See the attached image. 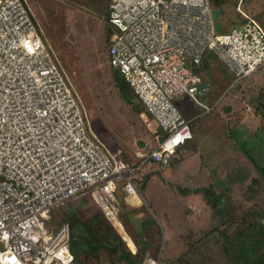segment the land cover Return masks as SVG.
<instances>
[{"label":"built area","instance_id":"1","mask_svg":"<svg viewBox=\"0 0 264 264\" xmlns=\"http://www.w3.org/2000/svg\"><path fill=\"white\" fill-rule=\"evenodd\" d=\"M107 22L108 63L154 125V143L134 150L132 162L90 132L27 1L0 0V264H77L69 222L49 225V211L87 196L116 228L119 195L140 198L150 166L164 169L193 138L197 116L186 117L173 99L187 95L201 115L217 106L197 98L210 91L201 73L205 54L216 56L234 82L264 67L261 25L245 16L217 32L210 0H110ZM140 264L159 259L146 254Z\"/></svg>","mask_w":264,"mask_h":264},{"label":"rangeland","instance_id":"2","mask_svg":"<svg viewBox=\"0 0 264 264\" xmlns=\"http://www.w3.org/2000/svg\"><path fill=\"white\" fill-rule=\"evenodd\" d=\"M26 1L42 37L58 58L87 113L90 132L117 157L119 155L116 149L120 148L124 153V159L134 161V150L154 143L155 139L151 132L154 125L150 118L142 114L145 110L135 98H132L131 102H125L120 97L113 78V69L108 66L106 48L113 34L107 22L109 0ZM220 2L219 5H212L217 32L244 21L245 16L254 19L264 30V0ZM204 57L207 66L202 68L201 73L210 81V91L198 94L197 98L209 106L219 101L217 106L210 113L200 116L202 109L185 94L176 96L173 103L183 114L186 113L190 117L199 116L194 125L192 124L193 128L207 117L208 123L211 124L197 126L195 133L197 148H193L192 144L187 142L171 157L164 169L159 170L152 166V172L149 178H146L148 180L141 181L140 186H143V193L151 210L155 211L156 203L173 207L177 199L181 201L176 186L198 184L203 181L200 180L201 177H186L180 174L187 165L186 162L197 151L196 165L199 167L201 159L204 160L203 163L208 167L210 175L207 179L213 182L209 185L215 183L220 186L221 189L215 191L222 190V200L234 205L232 210L226 212L229 227L225 226L224 229L236 243L238 241L234 234L235 229L231 224L234 227L246 226L254 214L256 218L261 215L264 207V180L261 178L259 181L258 177L256 181L254 179L244 185L248 179H244L248 170L246 166L248 161L244 154L256 155L252 151L254 143L264 153V67L234 82L233 75L216 56L206 53ZM247 106L251 108L250 111H247ZM260 115L263 117V126L257 130L261 122ZM255 130L256 136L252 140L250 135ZM138 141H142L144 145L140 146ZM156 170L162 174H158ZM232 183H236L244 192H225L223 188ZM249 184L252 185V189L247 187ZM119 198L120 224L128 234L132 232L138 234L144 223L150 221V210L146 206L142 209L132 207L142 204L138 196L128 198L132 203L130 206L124 202L123 193ZM94 213L100 214L99 209L90 199L82 197L68 203L66 207L50 210L46 220L49 225L57 226L62 221H68L70 224L72 218L86 221ZM109 226L121 239V249L130 255L132 264H140L146 254L157 257L159 264H264L263 244L259 246L260 255L253 256L249 251L247 254L241 248L229 244L227 252L216 248L218 245L222 246V241L202 240L199 247L192 245L193 242L196 243L195 241H187L190 250L178 256L184 251L183 243L171 241L167 233L165 237L155 233L148 235L149 238L155 237L157 242L150 241L148 242L150 245L147 242L142 244L136 242L135 248L133 238L132 246H129L119 228L117 226L114 228L111 224ZM204 245L206 248H200ZM213 245L215 249H212ZM85 263L130 264L106 248L80 254L77 264Z\"/></svg>","mask_w":264,"mask_h":264},{"label":"crops","instance_id":"3","mask_svg":"<svg viewBox=\"0 0 264 264\" xmlns=\"http://www.w3.org/2000/svg\"><path fill=\"white\" fill-rule=\"evenodd\" d=\"M144 113L145 112H142L143 115H145ZM184 115L186 117H190V115H187L186 113ZM198 117L199 116H197L196 120H198ZM208 118L209 117H207L206 120L204 121L201 120L199 123H197L196 127L192 129L193 138L187 142H190L188 144H192L193 148H197V145H198L197 142H195L196 128L198 125L199 126L200 125L210 126L211 123H208L207 121ZM260 118H261V122L257 130H260L261 127L263 126V120H262L263 117L261 115H260ZM257 130L251 132L252 134L250 136L252 137V140H254L253 138H255ZM252 151L256 153L255 156L244 154V156L246 157L248 161V164H246L248 170L244 178V179L246 178L248 179H246V181L244 182V185L248 181H253L254 179L256 181L258 177H260L258 179L259 181H261V178L264 180V153L260 151V148L255 143H254V146H252ZM196 154H197V151L194 153V156L186 162L187 165L184 166L180 174L181 176H186V177L187 176H191L195 178L201 177L200 180H203V181H200V183L198 184L191 183V185L176 186V188L178 189V193H179L178 198L181 199V201H178V199L176 198L177 201L175 202V205L173 207H165L161 204L156 203L155 211L151 210V207L148 204L147 198L145 194L143 193V186L142 185L140 186L139 193H140L142 204L134 205L132 207L142 209L143 207L146 206L147 209H149L151 212V215H150L151 218H150V221H146L144 223V227L138 232V234L133 233V232L128 234L131 238H133V243L135 245V248H136V242L139 244H142L143 242L148 243L153 240L154 242H157L156 241L157 239L155 237L149 238L148 235L155 233V234H160L163 237H165L167 233L171 241L173 240V242H176V243L177 242L183 243L182 248H184V251L180 252V254L178 255L180 256L184 254L186 251L190 250L189 245H187L186 243L187 241H195L196 243L193 242L192 245L194 247H199L200 246L199 242H201L202 240L203 242L204 240L205 241L213 240V241L220 242L222 239L226 238L225 235H230L229 232H227L224 229V227L229 224L227 218H225L226 215H223V213H225L224 212L225 203L227 201L222 200V202L218 203V206L215 209L214 208L212 209L210 205L206 202L202 194L196 193L193 191L195 188L208 187L210 186L209 185L210 183H213L212 181L207 179L209 178L210 175L207 170L208 167L206 166V164L203 163L204 161L203 159H201L200 166L197 167L196 164L198 163H196V159H195ZM149 169H151V167ZM160 173L161 172H159L158 174ZM145 180H148V179H145ZM211 185H212L211 187H212L213 192L220 195L222 190L221 192L220 191L216 192L215 189L220 190L221 187L217 186L215 183ZM244 185L242 187H244ZM237 186L238 185L236 183L234 184L232 183V185L224 187L223 190L225 192L226 191L244 192L242 188L237 187ZM247 187H250L252 189V185L250 184ZM124 202H126L128 206L132 204L128 198L127 199L125 198ZM221 216H223V218ZM244 221L245 223H247L246 220ZM200 248H206V245ZM216 248L223 249L221 245L216 246ZM212 249H215L214 245L212 246Z\"/></svg>","mask_w":264,"mask_h":264},{"label":"trees","instance_id":"4","mask_svg":"<svg viewBox=\"0 0 264 264\" xmlns=\"http://www.w3.org/2000/svg\"><path fill=\"white\" fill-rule=\"evenodd\" d=\"M210 2H211V5L213 6L221 4L220 0H210ZM107 11H108V7H107ZM236 24L238 23H235L234 25ZM227 30L228 29L222 28L220 32L227 31ZM206 64L207 62L205 58L201 65L202 68L206 67L207 66ZM108 66L111 69H113V72H112L113 78L115 80V84H116L120 97L125 102H131L132 98H135L137 100L135 94L129 88V86L125 82L120 72L112 68L109 65V63H108ZM137 102L138 104L142 106V104L138 100ZM195 120L192 121V124L194 123ZM192 129H193V126H192ZM152 169L148 170V173L146 174L145 179L148 178V176L152 172ZM155 172H157V170ZM211 186L212 185L208 187L195 188L193 191L196 193L202 194V196L205 198L206 202L210 205V207L212 209L213 208L215 209L218 206V203L222 202V198H221L222 194L220 193L219 195L213 192ZM139 189H140V186H139ZM84 198L90 199L87 196H85ZM225 204H227L224 210L225 215H226V212H229L230 210H232L234 205L233 203L228 202V201ZM225 218H227L228 220L229 217H227L226 215ZM242 219L243 221L246 220L243 217ZM231 226L235 229L234 234L236 235V241L238 242L236 243L233 242L230 239L231 238L230 235H225L226 238L221 240L224 252H227V248H228L227 245L229 244V246L231 245L237 248H241L243 252L249 251V254L251 253L253 256L260 255L259 246H262V244L264 245V242H263L264 241V207L262 209L261 215L258 218H256L254 214L253 217L251 218V222H249L246 226L234 227L233 224H231ZM105 227L109 228L110 230L106 229ZM227 227H229V225L228 226L226 225V228ZM70 233H71L70 249L75 255L76 260L78 259V256L80 254H87L99 248H106L108 250H112L114 253H117L121 260H125L126 262L132 264V261L129 259L130 255L121 249V245H122L121 239L119 238L117 233L109 226L108 222L103 218L101 213L92 214L86 221H82L78 218H72V221L70 223Z\"/></svg>","mask_w":264,"mask_h":264},{"label":"bare ground","instance_id":"5","mask_svg":"<svg viewBox=\"0 0 264 264\" xmlns=\"http://www.w3.org/2000/svg\"><path fill=\"white\" fill-rule=\"evenodd\" d=\"M115 226H117L118 228H119V231H120V233H122V235H123V237H124V239H125V241H126V243H128L129 244V246H132L131 245V237L128 235V233L125 231V229L123 228V226L120 224V223H116V225Z\"/></svg>","mask_w":264,"mask_h":264},{"label":"water","instance_id":"6","mask_svg":"<svg viewBox=\"0 0 264 264\" xmlns=\"http://www.w3.org/2000/svg\"><path fill=\"white\" fill-rule=\"evenodd\" d=\"M138 143L140 144V146H143L144 144L142 143V141H138Z\"/></svg>","mask_w":264,"mask_h":264}]
</instances>
